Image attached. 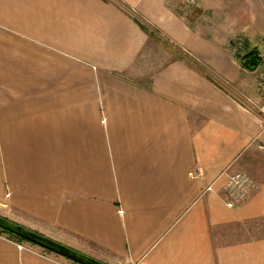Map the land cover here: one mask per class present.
Wrapping results in <instances>:
<instances>
[{"label":"crops","instance_id":"1","mask_svg":"<svg viewBox=\"0 0 264 264\" xmlns=\"http://www.w3.org/2000/svg\"><path fill=\"white\" fill-rule=\"evenodd\" d=\"M252 1L0 0V215L105 264H264ZM154 38L182 54L139 63ZM40 247L0 264H72Z\"/></svg>","mask_w":264,"mask_h":264},{"label":"rangeland","instance_id":"2","mask_svg":"<svg viewBox=\"0 0 264 264\" xmlns=\"http://www.w3.org/2000/svg\"><path fill=\"white\" fill-rule=\"evenodd\" d=\"M248 4H253V6L247 7V9H243L242 12L246 14L245 18L249 19L248 25H245L243 28V31L245 32L248 43L252 46H256L257 52L260 54V62L256 70H254V76H257L259 69L261 66L264 65V0H254ZM252 22V24H251ZM154 45H151L152 47H147L144 50V53L142 57L138 60L140 63L142 60H148L149 62L157 61L159 63L169 60L172 58H176L180 56L182 53L181 51L173 46L172 44L168 43L166 40L158 38L153 39ZM236 46L234 49L240 50L241 47L245 44V41L240 38L236 39ZM252 48V49H255ZM2 216V215H1ZM4 217V216H3ZM6 218V217H5ZM31 246H37L36 244H32L27 242ZM44 252L46 253H52L53 255L57 256V254H54L52 251H48L43 247H40ZM68 259V258H66ZM72 264H79L77 262H74L70 259H68Z\"/></svg>","mask_w":264,"mask_h":264},{"label":"built area","instance_id":"3","mask_svg":"<svg viewBox=\"0 0 264 264\" xmlns=\"http://www.w3.org/2000/svg\"><path fill=\"white\" fill-rule=\"evenodd\" d=\"M257 87L260 92L262 101L257 103L251 101L253 106L264 118V65L261 66L257 76ZM264 127V124H262ZM259 148L264 156V143L259 145ZM190 175L194 178L199 177V173L191 172ZM256 186L254 179L244 171H238L229 175L228 180L223 188V200L228 207H235L238 205L248 194L249 190ZM206 190H211L208 186ZM20 248L24 247L18 244Z\"/></svg>","mask_w":264,"mask_h":264},{"label":"water","instance_id":"4","mask_svg":"<svg viewBox=\"0 0 264 264\" xmlns=\"http://www.w3.org/2000/svg\"><path fill=\"white\" fill-rule=\"evenodd\" d=\"M241 63L250 70H256L259 65V59L256 54H252L247 58H242ZM0 226L25 237L26 239L36 243V245L38 246L50 249L52 252L70 260L76 261L79 264H103L92 257L80 255L74 252L69 247L64 246L61 243H58L50 238L38 235L31 231L24 230L20 226L10 225L2 219H0Z\"/></svg>","mask_w":264,"mask_h":264},{"label":"trees","instance_id":"5","mask_svg":"<svg viewBox=\"0 0 264 264\" xmlns=\"http://www.w3.org/2000/svg\"><path fill=\"white\" fill-rule=\"evenodd\" d=\"M252 54H256L257 57H258V59H259V62H260L261 58L259 57L258 52H257L256 49H251V50H249L248 52H246L245 55H243V58H247V57H249V56L252 55ZM0 219L4 220L5 222H7V223L10 224V225H13V226H20V227L23 228L24 230L31 231V230H29V229L23 227L22 225H19V224L15 223V222H12V221H10L9 219H7V218H5V217H3V216H1V215H0ZM31 232H34V231H31ZM34 233H36V234H38V235H41V234H39V233H37V232H34ZM0 234H5V236H6L7 238L11 239V240H16V241H26V242H29V243H32V244H36V243H34V242H32V241L26 239L25 237H23V236H21V235L15 233V232H13V231H10V230H8V229L2 227V226H0ZM41 236H43V235H41ZM44 237H45V236H44ZM45 249H46V248H45ZM70 249H72V248H70ZM46 250L51 251L50 249H46ZM72 250H73L74 252L80 254V255L87 256V255H85V254H83V253H80V252L74 250V249H72ZM88 257H89V256H88ZM72 261H73V260H72ZM74 262H76V261H74ZM99 262H100V261H99ZM77 263H78V262H77ZM101 263H103V262H101ZM103 264H105V263H103Z\"/></svg>","mask_w":264,"mask_h":264}]
</instances>
